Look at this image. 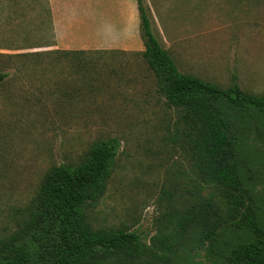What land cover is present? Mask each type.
I'll list each match as a JSON object with an SVG mask.
<instances>
[{"label": "rangeland", "instance_id": "rangeland-1", "mask_svg": "<svg viewBox=\"0 0 264 264\" xmlns=\"http://www.w3.org/2000/svg\"><path fill=\"white\" fill-rule=\"evenodd\" d=\"M143 3L179 71L264 96V0ZM55 44L48 0H0V71L9 74L0 84V245L21 238L53 167L79 165L94 145L115 139V165L88 221L97 231L137 233L148 247L137 263L115 254L98 259L159 264L173 238L181 242L180 217L195 201L221 202L219 190L202 183L189 147L181 145L177 114L142 54L66 53ZM245 149L264 209V143L250 136ZM234 235L227 231L222 240ZM186 237L179 264H218L219 251L208 242L189 257L198 233Z\"/></svg>", "mask_w": 264, "mask_h": 264}, {"label": "trees", "instance_id": "trees-1", "mask_svg": "<svg viewBox=\"0 0 264 264\" xmlns=\"http://www.w3.org/2000/svg\"><path fill=\"white\" fill-rule=\"evenodd\" d=\"M137 1L145 50L136 53L142 54L167 105L175 110L181 145L189 147L202 183L214 186L221 195L216 205L195 201L189 207L178 222L181 242L173 238V245L156 262L181 263L185 258L175 256L191 231L198 233L193 250L187 249L192 259L208 242L219 251L218 264H264V209L245 165L250 136L253 142L264 143V96L248 94L237 83L225 89L179 71L154 35L143 0ZM8 77L0 71V84ZM119 147L115 139L103 141L79 165L53 167L21 238L0 245V264H111L98 259L103 253L124 255L126 262L137 263L148 247L140 235L97 231L87 217L89 207L106 192ZM227 231L236 233L232 241L222 240Z\"/></svg>", "mask_w": 264, "mask_h": 264}, {"label": "crops", "instance_id": "crops-1", "mask_svg": "<svg viewBox=\"0 0 264 264\" xmlns=\"http://www.w3.org/2000/svg\"><path fill=\"white\" fill-rule=\"evenodd\" d=\"M48 2L57 51L145 50L137 0Z\"/></svg>", "mask_w": 264, "mask_h": 264}]
</instances>
